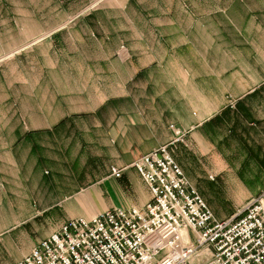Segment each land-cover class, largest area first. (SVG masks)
<instances>
[{"label":"crops","instance_id":"0c3cea01","mask_svg":"<svg viewBox=\"0 0 264 264\" xmlns=\"http://www.w3.org/2000/svg\"><path fill=\"white\" fill-rule=\"evenodd\" d=\"M78 4L0 0V175L25 171L29 208L61 207L55 224L119 208L113 196L143 208L149 195L133 164L175 138L170 126L186 132L172 151L179 166L180 157L208 158L215 176L262 178V166L231 162L264 159V0H131L94 12ZM245 22L262 24V65L224 76L205 60L212 37ZM233 181L241 208L264 190L253 196ZM10 224L1 217L0 264L45 238L15 254Z\"/></svg>","mask_w":264,"mask_h":264},{"label":"built area","instance_id":"2783aa9c","mask_svg":"<svg viewBox=\"0 0 264 264\" xmlns=\"http://www.w3.org/2000/svg\"><path fill=\"white\" fill-rule=\"evenodd\" d=\"M170 129L173 140L133 164L149 193L143 208L69 219L15 264H264V190L217 219L171 153L186 132Z\"/></svg>","mask_w":264,"mask_h":264},{"label":"rangeland","instance_id":"374dc122","mask_svg":"<svg viewBox=\"0 0 264 264\" xmlns=\"http://www.w3.org/2000/svg\"><path fill=\"white\" fill-rule=\"evenodd\" d=\"M56 1L61 7L67 8H73V6L78 7V3L82 2V4H80L83 6L81 8L82 11L88 12H94L96 8L100 7L121 6L126 2L128 6L132 5L131 0ZM236 1H238V3L243 2V0ZM44 2L46 1H43V3ZM219 9L221 18L224 16V13L221 10L222 6H220ZM236 10L238 11L237 7ZM237 17L238 14H235V18ZM241 17L243 19V16ZM226 21L227 20L223 21L225 25L228 24ZM124 38L126 40V34H124ZM212 38H214L215 45L212 47V52L205 58V60L208 62L209 66L214 67L217 72H223L224 76H230L242 72V67L244 65H250L257 69L262 65V24L258 22L248 24L245 22L242 28L234 27L232 29H222L220 27V30L214 32ZM116 56L123 62L130 59L127 46L124 42L120 44L116 51ZM222 140L224 142L231 141L230 138H222ZM178 144L186 145L179 142L172 147L171 153L172 151L177 150V156L179 155ZM262 156H264V139H262ZM185 159H187L185 156L182 158L180 157V160L185 164V166L180 165L183 172L186 174V177L190 179L192 185H194L199 194L204 197L203 199L206 201L208 207L217 219L223 217H227L224 219H228L231 216L237 215L243 208L238 206V201L240 198L244 197L245 194L236 188L233 179L246 187L253 196L256 195L253 192L254 190L264 187V159H262V165L258 161H232L231 163L241 164V168H246L247 166H262V178L244 176V172H242V174L233 177V179L227 172L215 176L214 163L208 158L197 157L195 161H185ZM24 172V170H20L19 173L17 169L15 171L12 170V175L9 178H4L0 175V219L4 216L10 218V227L13 228L9 232L12 247L10 252H14L15 254H19L25 250V248L30 246V244H35V242L40 240L41 237L49 236L65 222L63 221L60 224H55V221L62 216L63 209L61 207L35 210L32 207L34 206L32 202L30 203V208L28 201L23 202V198L28 194L32 182L30 178H27L24 175ZM4 181H7L8 183H5ZM113 200L119 208H126V204L122 202V200H119L115 196H113ZM22 203L25 205V208L21 205ZM32 211L38 212L39 214L33 217L34 215H30ZM19 219L21 224H15Z\"/></svg>","mask_w":264,"mask_h":264}]
</instances>
